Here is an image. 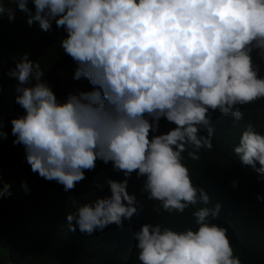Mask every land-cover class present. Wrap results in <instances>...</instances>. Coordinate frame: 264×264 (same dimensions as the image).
<instances>
[{
  "label": "clouds",
  "instance_id": "1",
  "mask_svg": "<svg viewBox=\"0 0 264 264\" xmlns=\"http://www.w3.org/2000/svg\"><path fill=\"white\" fill-rule=\"evenodd\" d=\"M14 2L29 26L38 22L47 32L55 22L64 29L60 47L77 65L73 79L87 78L96 90L69 93L61 102L42 80L39 63L21 54L8 72L25 112L11 119L13 144L23 145L33 173L64 191L98 159L125 177L107 181L110 196L68 213V230L92 236L111 224L122 228L137 214L136 195L127 191L136 172L146 178L142 192L164 212L197 209L196 228L143 224L133 234L139 264H242L227 228L213 223L221 204L207 207L212 198L193 183L183 153L198 161L201 149L213 148L212 112L238 124L240 106L264 98V77L252 56L255 51L264 61V0H31L34 14L29 0ZM5 14L14 21V10L0 3V18ZM161 118L175 127L150 138ZM233 153L264 174V135L253 124ZM5 195L10 185L0 188V198Z\"/></svg>",
  "mask_w": 264,
  "mask_h": 264
},
{
  "label": "trees",
  "instance_id": "2",
  "mask_svg": "<svg viewBox=\"0 0 264 264\" xmlns=\"http://www.w3.org/2000/svg\"><path fill=\"white\" fill-rule=\"evenodd\" d=\"M0 3L15 13L14 21L10 22L6 14L0 18V131L6 133L0 138V188L10 185L11 192L10 196L0 198V264H139L133 234L143 224L160 223L177 231L196 228L192 212L197 209L190 206L183 214L164 212L159 201L148 200L142 192L146 178L133 172L128 178L127 191L136 195L137 214L130 221L125 220L122 228L111 224L92 236H85L78 229L68 230V213H74L80 205L93 202L96 197L110 196L107 181H121L125 177L123 172L113 170L112 162L104 164L98 159L94 170H85L84 180L76 183L74 189L64 191L63 185L31 171L23 145H14L15 137L11 134V119L25 114L15 103L18 81L8 76L21 54L28 53L31 61L39 63L42 80L61 102L69 93L96 88L87 78L73 79L77 65L60 47V40L67 36L63 28H57L55 22L47 32L40 29L38 22L29 26L27 14L14 0H0ZM28 6L34 14L31 0ZM252 56L259 65V75L264 77V61L255 51ZM240 109L244 116L238 124L231 115H222L218 110L212 112L213 148L201 149L198 161L191 160L185 152L184 162L193 183L203 187L212 198L207 207H213L216 202L221 204L213 223L227 228L234 254L242 264H264V201L256 200V194L264 196V174L243 165L233 153L249 123L264 135V98ZM174 127L161 118L158 132H150L149 137L167 133ZM256 166L260 167L258 162ZM233 182L237 187H233Z\"/></svg>",
  "mask_w": 264,
  "mask_h": 264
}]
</instances>
